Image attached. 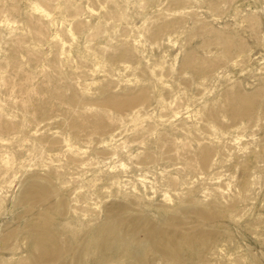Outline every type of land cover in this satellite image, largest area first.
I'll use <instances>...</instances> for the list:
<instances>
[{"label": "rangeland", "instance_id": "374dc122", "mask_svg": "<svg viewBox=\"0 0 264 264\" xmlns=\"http://www.w3.org/2000/svg\"><path fill=\"white\" fill-rule=\"evenodd\" d=\"M107 6L111 13L126 19L121 23L105 20L101 15ZM50 17L57 21L51 23ZM60 17L65 20H58ZM77 21L81 24L76 25ZM145 24H151L149 33L140 32ZM68 26L74 32L73 40L62 35ZM56 32L62 36L55 37ZM90 33L91 40L87 38ZM111 35L117 40L136 36L143 42L140 62L163 60L168 64L180 50L176 68H187L185 78L191 80L180 86L184 105L188 100L180 109L182 117L190 116L188 122L194 125L190 134L201 129L200 136L208 135L204 123L192 116L197 99L207 103L205 110L212 108L224 116L215 126L222 135L208 131H212L208 137L215 145L217 165L207 176L182 174L183 190L200 200L205 194L203 201L209 202L211 189L220 186L226 201L215 207L220 212L213 227L217 240L227 246L231 257L245 258L239 264H264V0H0V108L13 124L0 130V138L7 140H0V155H14L17 164L33 168L34 163L53 159L50 138L66 137L82 146L78 137L92 128L97 132L92 138L118 133L121 127L111 118L126 120L134 106L116 107L107 99L109 92L123 95L144 85L155 97L158 89L143 79L140 85H132L131 65L137 61L133 57H120L116 51L107 59L113 71H94L88 52L106 46ZM61 38L70 52L67 60L57 61L54 56ZM203 59L213 63L204 72L200 66ZM225 95L226 104L221 102ZM137 108L144 114L159 111L153 99ZM242 109L251 112L250 120L229 118L233 110ZM99 111H105L110 119L93 115ZM124 124L132 129L128 122ZM144 141L157 163L171 161L161 155V142L153 138ZM137 142L127 144L130 152L142 146ZM41 147L44 154H40ZM136 175L122 178L126 187L136 181ZM37 209L28 203L8 207L0 221L21 217V227L29 226L37 220ZM41 210L48 218L52 215L46 208ZM147 215L156 222V215ZM182 217L191 232L210 225L204 222L205 228L194 227L192 215L184 213ZM26 246L23 254L30 252L31 242L27 240Z\"/></svg>", "mask_w": 264, "mask_h": 264}, {"label": "bare ground", "instance_id": "6f19581e", "mask_svg": "<svg viewBox=\"0 0 264 264\" xmlns=\"http://www.w3.org/2000/svg\"><path fill=\"white\" fill-rule=\"evenodd\" d=\"M101 17L113 23L126 19L124 15L111 13L108 6ZM58 20L65 19L60 17ZM55 21L56 18L50 17L51 23ZM80 24V21L76 22V25ZM150 25L145 24L140 32L149 33ZM62 33L65 39L75 38L69 26ZM62 35L55 33V37ZM87 38L91 40L93 34H88ZM153 43L157 44L156 41ZM175 43L173 41V45ZM143 45L136 36L117 40L111 35L106 46L88 52L94 71H113L107 59H112L116 51L120 57L135 58L136 63L131 65L132 85H140L141 78L158 89L155 97L144 85L123 95L108 93V101L116 107L134 106L126 120L111 118L121 127L118 133L102 139L92 138L97 134L92 128L84 137H78L82 146L73 144L70 138H50L48 146L53 159L34 163L33 168L17 164L14 155H0V218L6 216L8 207L12 209L21 203L38 206L34 212L37 220L29 226L21 227V217L11 216L10 221H0V264H239L238 261L245 259L243 256L231 257L227 246L217 240L213 227L220 212L215 207L226 201L221 187L216 186L210 193L207 191L210 201L205 202V194L200 200L190 195L189 190L184 192L185 181L181 177L182 174L207 176L213 171L217 159L215 145L208 137L212 131H208L211 129L222 135L221 129L215 126L224 116L217 115L212 108L205 110L207 103L202 98L197 99L192 116L204 123L203 129L208 135L200 136L201 129L190 134L194 125L188 122L190 116L182 117L184 113L180 109L188 100L184 105L180 86L191 80L185 78L187 68H176L180 50L168 64L163 60L140 62ZM69 52L63 47L61 38L54 60H67ZM212 64L203 59L201 71L210 69ZM152 99L159 111L141 113L137 107L149 104ZM227 101L226 95L221 98L224 104ZM99 114L110 119L105 111L93 115ZM229 118L250 120L251 112L233 110ZM125 122L132 127L130 131ZM12 125L0 108V130ZM130 132L133 134L127 137ZM182 134L186 138L191 136L184 141ZM144 138L161 142V155L171 161L162 165L157 163L155 153L146 149ZM133 141L142 145L135 147L134 154L127 145ZM39 151L44 154V147ZM53 162L58 165L54 166ZM134 173L137 174L136 181H128L130 185L126 187L122 178ZM65 174L68 176L62 177ZM111 199L114 200L108 203ZM41 208H46L52 215L48 218ZM184 213L196 219L194 227L205 228L204 222L210 225L206 229L188 231L190 228L182 217ZM147 214L156 215V222ZM63 217L68 218L62 221ZM27 240L31 242V249L28 254H23Z\"/></svg>", "mask_w": 264, "mask_h": 264}]
</instances>
